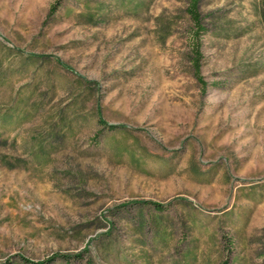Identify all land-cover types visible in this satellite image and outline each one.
<instances>
[{
  "label": "rangeland",
  "instance_id": "1",
  "mask_svg": "<svg viewBox=\"0 0 264 264\" xmlns=\"http://www.w3.org/2000/svg\"><path fill=\"white\" fill-rule=\"evenodd\" d=\"M198 6L204 87L185 0H0V264H264V0Z\"/></svg>",
  "mask_w": 264,
  "mask_h": 264
},
{
  "label": "trees",
  "instance_id": "2",
  "mask_svg": "<svg viewBox=\"0 0 264 264\" xmlns=\"http://www.w3.org/2000/svg\"><path fill=\"white\" fill-rule=\"evenodd\" d=\"M185 2V14L188 18L189 25V29L186 35V45L188 48V62L192 69L193 78L199 85L204 87L205 85L203 83L200 68L202 61L201 40L203 35L207 32V28L205 26V19L199 11V0H185ZM54 10L55 7H52L50 14H52V11ZM109 129H112V127H109ZM155 207L159 208L158 205H155ZM52 260L53 259H49L48 262H52ZM221 264H229V262L226 259Z\"/></svg>",
  "mask_w": 264,
  "mask_h": 264
}]
</instances>
